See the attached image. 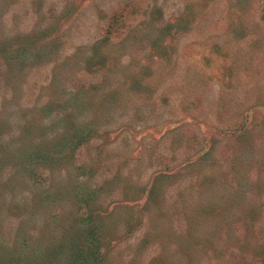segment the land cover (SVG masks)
<instances>
[{"label":"rangeland","instance_id":"obj_1","mask_svg":"<svg viewBox=\"0 0 264 264\" xmlns=\"http://www.w3.org/2000/svg\"><path fill=\"white\" fill-rule=\"evenodd\" d=\"M0 264H264V0H0Z\"/></svg>","mask_w":264,"mask_h":264}]
</instances>
